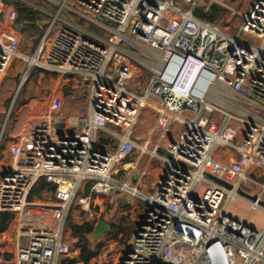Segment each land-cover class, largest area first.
Segmentation results:
<instances>
[{
  "label": "built area",
  "instance_id": "1",
  "mask_svg": "<svg viewBox=\"0 0 264 264\" xmlns=\"http://www.w3.org/2000/svg\"><path fill=\"white\" fill-rule=\"evenodd\" d=\"M45 1L57 9L37 8L50 20L19 79L32 67L57 74L86 95L89 114L78 127L69 125L61 116L62 98L54 97L11 145V166L0 172V216H11L14 227L0 238V264H60L70 257L68 212L89 182L90 193L79 196L87 218L94 195L120 191L144 202L138 236L134 231L117 264H264V228L228 213L234 199L264 211V181H258L264 177V0ZM20 4L31 5L0 0V86L19 56L14 25L27 21ZM197 9L214 20L196 17ZM222 10L226 29L217 22ZM74 16L111 36L83 29ZM121 44L143 47L154 59ZM130 60L153 70L145 90L141 80L132 83ZM144 111L156 116L152 148L149 140L139 146L132 139ZM107 125L123 129L113 151L99 146L98 133ZM137 146L141 155L163 162L152 194L137 189L145 173L132 182L140 161L127 160ZM121 171L129 172L126 179L114 178ZM42 178L69 179L67 198L30 200ZM242 183L258 189L249 194L256 201L242 197Z\"/></svg>",
  "mask_w": 264,
  "mask_h": 264
},
{
  "label": "rangeland",
  "instance_id": "2",
  "mask_svg": "<svg viewBox=\"0 0 264 264\" xmlns=\"http://www.w3.org/2000/svg\"><path fill=\"white\" fill-rule=\"evenodd\" d=\"M26 1L31 4L29 5V7L32 9V11H35L36 7L39 8L43 7L48 11H50V14H53L54 11L56 12L57 9L55 6L49 4L45 0H26ZM19 8H22V10L24 11L26 10L25 7H19ZM199 11L203 12L201 9H197L195 11V16L200 19H204L200 17V15H198ZM47 16H45L44 19H48L49 17ZM60 16L62 18L65 17L64 13H61ZM74 19L75 21H77V18L75 16ZM217 19H218L217 21L218 24L222 28L226 29L227 28L226 14L223 10L219 12V17ZM239 21H240L239 19H236L234 27H231L229 29L230 32L234 33L236 31L240 23ZM89 24L90 23H87V25ZM80 25L85 30L94 31L93 25H89V26H85L83 24ZM42 33L43 31L40 28H38L37 26H33L31 29H27L23 31L21 34H19V37L21 39L20 50L25 52L31 49L35 50V48L38 45L37 43H39L38 41ZM98 34L106 35V37L111 36L110 34L103 31H101ZM121 45L122 47L130 50L131 52L133 51L139 58L154 59V57L151 56V53L143 47H140L139 50H133L128 45L125 44H121ZM28 63L29 61L27 60L26 66L23 68V71L28 66ZM129 63L133 67L134 80L132 83L134 84L138 80H141L142 90H145L149 85L151 78L153 77V70L144 68L142 65H140V63L132 60H130ZM23 71L21 72L23 73ZM15 73H16L15 69L11 71L9 70L0 86V142L2 136H8V133L11 131L12 127L15 126L16 122L20 121L21 119H22L21 122H23V120L27 119L28 116L31 114L32 116L29 119H32L33 117L36 116L35 114L46 111L47 107L50 104V97L52 95L56 96L59 92L63 93L62 97L64 101V107L62 114L67 112L70 108L74 107L75 103L79 104L81 110H83L86 106L85 101H87V97H85V99H82L81 101L76 102V100H74V98L71 95V85L68 83V80L65 78H61L57 74L42 72L38 68L32 67L30 68L29 72H27L25 80L18 79V81L16 82L14 79ZM247 108L249 110L253 109L252 107H247ZM186 117L190 118L191 115L189 113H186ZM138 144L140 143L138 142ZM153 144L151 148L153 147ZM99 146L102 149H106L102 144H99ZM108 150L109 151L111 150L110 146H108ZM135 156H137V153ZM143 160L144 159L141 160V163H143ZM144 161L145 163H147L146 157ZM150 164L152 168L157 166L160 167L162 166L163 162L161 160H153L151 161ZM156 172H158V170ZM114 178L118 179L120 177L114 175ZM153 182H154L153 177H150L144 181V189H142L143 193L148 194L152 192L151 184ZM71 184L72 182L69 185H67V187L63 188L57 194V196L64 199L67 198ZM241 188L242 191H244L247 194H256L258 192V189L250 183H242ZM41 195L42 197L36 196L34 199L37 202H41V203H48L54 201L55 194L52 196L48 192H42ZM124 195L125 196H118L114 194L112 197V202L110 200L103 199L101 203V208H102L101 214L99 213L98 210L99 207L97 206V204H94L93 206L95 207L94 209L95 214L90 216L89 218H87L80 209L79 206L80 195H77L74 198L68 212V217L66 220L67 229L71 230L67 224L69 218H71L74 222L77 223H82L84 220H95V222L103 221L107 223L109 227L114 223H122L126 227L128 225H132L135 231L137 223L139 222V219L144 210V202L139 194L126 193ZM120 197L121 200L117 201V199ZM242 197L245 196L242 195ZM263 199H264V195H263ZM129 202L131 203L132 206H134L133 209L130 205H128ZM228 213L241 220H248L249 224L257 228H261V229L264 228V211L259 209L252 210L250 205L242 199L232 200L228 206ZM97 222L95 223L94 228ZM130 239L131 237L125 241H120L119 239H111L110 236L108 235V231L102 233L96 240L92 239V234L89 236V240L93 248L96 247L98 243L103 244L105 247L104 252L97 260L99 263H104V262H112L113 264L117 263L120 254L123 252L124 248L127 247ZM71 240L72 237L69 235V239L67 243L71 249L70 258H74L77 256L75 251L77 249L76 248L77 239H75V241L73 242H71Z\"/></svg>",
  "mask_w": 264,
  "mask_h": 264
},
{
  "label": "crops",
  "instance_id": "3",
  "mask_svg": "<svg viewBox=\"0 0 264 264\" xmlns=\"http://www.w3.org/2000/svg\"><path fill=\"white\" fill-rule=\"evenodd\" d=\"M37 8L38 9L41 8L44 11L50 13V11H48L47 9H45L43 7H40V8L36 7L35 11L43 14L41 19L36 20V21L31 20V18L24 13L27 16V21L23 25L15 24V25H20L19 29L15 28L16 31L18 32V34H21L23 31H25L27 29H31L33 26H39L38 28H40L42 31H44L46 24H41L40 22L48 23L50 18L44 19V17L47 16V15L42 13ZM54 13H55V11H54ZM47 17H49V16H47ZM76 18H77V21H78L79 24H83L85 26L93 25L92 23L87 25L88 22L84 21L83 19H79L78 17H76ZM15 25H14V27H15ZM93 29H94V31H89V30L88 31L92 32V33L93 32L94 33H100L101 32L100 31L101 29H99L95 25H93ZM39 40H40V38H39ZM33 52H34V49H31V50L25 52V51L20 50V48H19V56H18V58H16L14 61H12L11 65H10V67L8 69V71L9 70L11 71V70H14V69L16 70V73L14 75V79H15L16 82L20 78V74L22 73L21 71H23V68L26 66L27 59L29 57H31V55H33ZM42 72H44V71H42ZM71 95L74 98V100H76V102L77 101H81L82 99H85V97H86V95H82V96L77 95L74 92V90L72 89V86H71ZM62 96H63L62 92H59L56 96L52 95L50 97V104H51L52 100L54 99V97H60L63 100ZM50 104H49V106H50ZM85 105H86L85 108L83 110H81V107L79 106V104L75 103L74 107L70 108L67 112L62 114L63 107H64V101H63V107H62V111H61V116L66 118V120L69 123V125H72L74 127H78L80 125V119L79 118L89 114L88 98H87V101H85ZM49 106L47 107L46 111L41 112V113H37V114H43V113L47 112ZM37 114H35V115H37ZM31 116H32V114L29 115L27 119L23 120V122H21L22 119L20 121L16 122L15 126L12 127L11 131L8 133V136H2L3 142H2V139H1V142H0V172L10 168V166H11L10 147L16 141V139H17L20 131L22 130V128L25 127L29 122H31L33 120V119H29ZM155 122H156L155 114H153L150 111H144L142 113V115H141L140 123L135 127V129L133 131V135H132L133 141L135 143H137V144L139 142L140 143V144H138L139 146H141L147 140H149L151 142V146H152L153 143H156L157 138H156V136L152 135V130H153V127L155 125ZM234 126L240 127V125L237 124V123H234ZM174 129L176 131H180L181 130V128L178 127V126H175ZM122 132H123V129L121 127L114 126V125H107L104 129L100 130L99 133H98L99 143L104 145V147L106 148L105 150L109 151L108 150V146H110L111 147L110 151H113V150H115L117 148V145H118V142H119V135H121ZM154 145L155 144H153V146ZM136 153H137V156H135ZM222 153H224V152L223 151H218V153H217L218 157L217 158L220 159V161H222L224 163H227L229 158H223V156L221 157ZM158 154L160 156H163L164 155V150L163 149H159L158 150ZM145 157H146L147 163H145V161H144ZM142 159H144L143 163H141ZM131 160H139L140 161V165H139L138 169L134 172V174L137 173L138 177H140L142 175V173H145L143 178H141L140 181H137L138 182L137 183L138 191L143 193L142 189H144V181L146 179L150 178V177H153L154 182L151 184L152 192L148 193V194L154 193L155 189H156L157 182L159 181V179L164 174V166H163V164L160 167L157 166V167H153L152 168L150 166L151 165L150 163L153 160H150L148 155H141L140 148L138 146L134 148L131 157L127 160V163H129L128 161H131ZM155 160H158V159H155ZM157 170H158V172H156ZM128 174H129V172L121 171L119 174H117V176L120 177V178H118L119 180H124V179H126ZM133 175H132V178H133ZM55 183H57V190H56V193H55L54 200H56L57 194L63 188L67 187V185L70 184V180L67 179V178L66 179L65 178H60V179L55 180ZM114 194L118 195V196H125L124 194H126V193L125 192H120V191H113V192H111L109 194L94 195V200H93V203H92V214L93 215L95 214V211H94L95 207L93 206L94 204H97V206L99 207V209H98L99 213L101 214V212H102V208H101L102 200L103 199H107V200H110L112 202V197H113ZM148 194L147 193H143V195H148ZM32 200H35V199H32ZM120 200H121V197L117 199V201H120ZM128 205H130L132 207V209H133V206L131 205L130 202L128 203ZM13 227H14V222H13V218L11 216H9V215H1L0 216V237L5 236L6 234L7 235L11 234L8 230L10 228L13 229ZM7 232H9V233H7ZM68 234L72 237L71 242L75 241L76 238L72 235L71 230L68 231ZM75 251H76V255H78L79 254V250L76 249ZM115 264H117V263H115Z\"/></svg>",
  "mask_w": 264,
  "mask_h": 264
},
{
  "label": "trees",
  "instance_id": "4",
  "mask_svg": "<svg viewBox=\"0 0 264 264\" xmlns=\"http://www.w3.org/2000/svg\"><path fill=\"white\" fill-rule=\"evenodd\" d=\"M19 7H25V11L22 10V8H20V11L28 15L33 21L41 19L43 15L37 11H32V9L26 5L20 4ZM29 10L32 12H30ZM198 15L209 21L214 20L213 16L209 13H203L199 11ZM92 185L93 182L87 183L84 187L83 192L79 193L78 195H88L90 193ZM56 190V183L49 182L47 181V179L42 178L33 187L29 199L32 200L36 196L42 197V192H48L53 196L56 193ZM96 222L95 220H84L82 223H77L69 218L67 224L71 229L72 235L77 239L76 248L79 250V254L74 258L66 257L62 259L60 264H113L112 262L99 263L97 261L101 254L104 252L105 247L103 244L99 243L94 248L91 246L89 236L93 233L94 225ZM133 231L134 227L132 225H128L126 227L122 223H114L110 226L108 235L111 239H119L120 241H125L131 237Z\"/></svg>",
  "mask_w": 264,
  "mask_h": 264
},
{
  "label": "water",
  "instance_id": "5",
  "mask_svg": "<svg viewBox=\"0 0 264 264\" xmlns=\"http://www.w3.org/2000/svg\"><path fill=\"white\" fill-rule=\"evenodd\" d=\"M4 2H5V3H8V0H4ZM40 23H41V24H46L45 22H43V23L40 22ZM19 26H20V25H15V28H16V29H19V28H20ZM164 155H165L166 157H169V158L172 157L171 153H170L169 151H166V150H164ZM251 176H252L253 178H256L254 174H251ZM212 178H213L216 182H218V183H220V184L226 186L228 189L231 188V186H230L229 184L225 183L224 181H222V180H220V179H216V178H214V177H212ZM137 179H138V174L135 173V174L133 175V178H132L133 183H135V182L137 181ZM258 181H259L260 183H262V182L264 181V177H260V178L258 179ZM239 193H240L241 195L245 196L246 198L250 199V200H253V201H256V200H257V197H256V196H254V195H249V194L245 193V192L242 191V190H239ZM259 204L262 205V206H264V202H263V201H259ZM141 224H142V221H141V222L139 221V222L137 223V226H136L137 229H136L135 232H134V236H135V237L138 236V231L140 230ZM109 230H110V227H109V225H108L107 223H105V222H103V221H98L97 224H96V226H95V228H94V231H93V233H92V239H93V240H96V239H97L102 233L107 232V231H109ZM129 250H130V247L128 246L127 251H129Z\"/></svg>",
  "mask_w": 264,
  "mask_h": 264
},
{
  "label": "bare ground",
  "instance_id": "6",
  "mask_svg": "<svg viewBox=\"0 0 264 264\" xmlns=\"http://www.w3.org/2000/svg\"><path fill=\"white\" fill-rule=\"evenodd\" d=\"M32 62V61H31Z\"/></svg>",
  "mask_w": 264,
  "mask_h": 264
}]
</instances>
